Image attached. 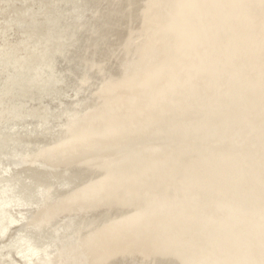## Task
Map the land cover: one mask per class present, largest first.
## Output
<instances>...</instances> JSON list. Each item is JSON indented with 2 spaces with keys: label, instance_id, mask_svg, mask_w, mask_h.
Masks as SVG:
<instances>
[{
  "label": "water",
  "instance_id": "obj_1",
  "mask_svg": "<svg viewBox=\"0 0 264 264\" xmlns=\"http://www.w3.org/2000/svg\"><path fill=\"white\" fill-rule=\"evenodd\" d=\"M0 264H264V71L0 36Z\"/></svg>",
  "mask_w": 264,
  "mask_h": 264
},
{
  "label": "rangeland",
  "instance_id": "obj_2",
  "mask_svg": "<svg viewBox=\"0 0 264 264\" xmlns=\"http://www.w3.org/2000/svg\"><path fill=\"white\" fill-rule=\"evenodd\" d=\"M198 1L190 18L195 0H0V36L221 66L228 48L229 67L264 71L248 0Z\"/></svg>",
  "mask_w": 264,
  "mask_h": 264
},
{
  "label": "bare ground",
  "instance_id": "obj_3",
  "mask_svg": "<svg viewBox=\"0 0 264 264\" xmlns=\"http://www.w3.org/2000/svg\"><path fill=\"white\" fill-rule=\"evenodd\" d=\"M195 2H193L194 6H195V12L194 13L193 12L191 13L190 18L192 16H194L196 13L197 14H200L201 13L202 14L201 16H204V14H206V11H205L206 7L202 5L203 3L201 4L198 0H195ZM246 3H247V1H246ZM247 5H248L247 9H249L248 10L249 13L251 12V15L254 16L255 17V20H256L257 30H258V36H259V39L258 40H259L260 43L263 44V42H264V30H263V25H264V4H260L258 2V0H248ZM253 10L256 11L255 14H254ZM239 11H241V15H239L237 13L234 15V13H235L234 10H232V12H231L230 15L229 14H227V15L229 17H236V16H238L239 19H251V18H249L248 14L247 15H244V18H243L242 17L243 14H244L243 13V10H238V12ZM246 16H248V17H246ZM210 36L211 35H209V34L207 35V37H210ZM210 43L211 42H209V44ZM262 48L263 49L261 51H259L258 55H259V58H260L261 62L264 64V44H263ZM169 52H170V49H169ZM224 52H226V53L228 52L230 58L232 59V54L230 53V51L228 50V48H227V51L223 50V52H222L221 50H219L218 52H215L214 54H217L218 53L217 56H218L219 60H221V62L223 64L225 63L226 64L225 66H228L229 65L228 62L222 61V60H226V55H224L225 54ZM232 53H234V52H232ZM234 54L237 55V53H234ZM214 56H216V55H214ZM206 64H207V61H206Z\"/></svg>",
  "mask_w": 264,
  "mask_h": 264
}]
</instances>
